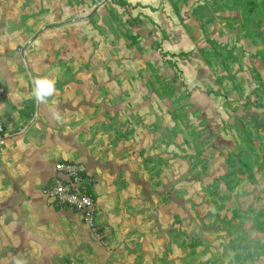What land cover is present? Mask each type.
<instances>
[{"label": "rangeland", "instance_id": "rangeland-1", "mask_svg": "<svg viewBox=\"0 0 264 264\" xmlns=\"http://www.w3.org/2000/svg\"><path fill=\"white\" fill-rule=\"evenodd\" d=\"M115 7L110 25L92 20L87 36L72 33L77 51L61 45L66 33L46 37L32 58L69 64L46 69L62 77L83 75L92 59L94 76L106 71L119 87L111 103L119 109L103 121L119 161L105 181L119 242L106 244L98 217L90 236L110 264H264V0L175 9L184 17L170 20L169 32L183 27L190 42L164 28L136 31ZM180 44L185 51L166 49Z\"/></svg>", "mask_w": 264, "mask_h": 264}, {"label": "crops", "instance_id": "crops-1", "mask_svg": "<svg viewBox=\"0 0 264 264\" xmlns=\"http://www.w3.org/2000/svg\"><path fill=\"white\" fill-rule=\"evenodd\" d=\"M116 2L134 19L136 31L143 29L152 37L164 28L178 41H191L190 32L183 27L169 32L168 23L184 17L175 9L198 6L199 0H38L37 5L31 0H6L0 4V264H15L17 258L25 264H110V253L92 239L80 216L50 204L41 191L54 177L56 162L82 164L93 179L92 195L105 242H119V234L114 238L112 232L120 229L114 224L115 210L107 202L105 186L108 169H117L119 161L111 160L103 122L119 109L111 104L119 99L115 93L119 87L114 83L110 87L113 80L106 71L103 77L94 76L99 66L92 59L85 63L83 75L62 77L59 71L46 75V69L69 64L48 62L47 67L46 60L32 58L34 52H45L46 37L72 36L81 30L87 36L83 27L92 20L110 25L115 18L106 11L116 9ZM74 36L69 44L61 40V45L77 51ZM167 45L170 52L185 51L182 44L171 49ZM38 77L56 82V92L46 103H37L32 96ZM54 112L60 119L54 118ZM120 129L124 132L123 124Z\"/></svg>", "mask_w": 264, "mask_h": 264}, {"label": "built area", "instance_id": "built-area-1", "mask_svg": "<svg viewBox=\"0 0 264 264\" xmlns=\"http://www.w3.org/2000/svg\"><path fill=\"white\" fill-rule=\"evenodd\" d=\"M2 132L0 120V133ZM54 172V177L43 187L42 196L50 204L79 215L87 229L96 236L98 207L92 195L93 179L86 168L80 163L58 161Z\"/></svg>", "mask_w": 264, "mask_h": 264}, {"label": "clouds", "instance_id": "clouds-1", "mask_svg": "<svg viewBox=\"0 0 264 264\" xmlns=\"http://www.w3.org/2000/svg\"><path fill=\"white\" fill-rule=\"evenodd\" d=\"M33 83L32 96L37 103H46L48 98L56 92V82L48 77H38L34 79ZM53 116L56 119H60L58 112H54ZM15 264H25V262L17 258Z\"/></svg>", "mask_w": 264, "mask_h": 264}]
</instances>
